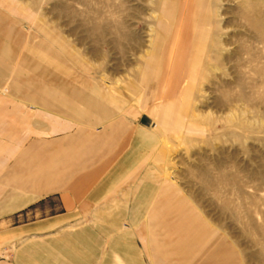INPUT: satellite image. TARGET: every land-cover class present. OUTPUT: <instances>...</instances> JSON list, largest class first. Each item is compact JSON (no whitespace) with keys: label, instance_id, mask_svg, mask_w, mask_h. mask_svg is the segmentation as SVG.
Masks as SVG:
<instances>
[{"label":"rangeland","instance_id":"374dc122","mask_svg":"<svg viewBox=\"0 0 264 264\" xmlns=\"http://www.w3.org/2000/svg\"><path fill=\"white\" fill-rule=\"evenodd\" d=\"M0 9L19 23L23 47L35 38L62 54L69 90L83 84L101 107L159 133L140 178L151 207L179 191L213 230L206 257L221 253L211 264H264V0H0Z\"/></svg>","mask_w":264,"mask_h":264},{"label":"crops","instance_id":"0c3cea01","mask_svg":"<svg viewBox=\"0 0 264 264\" xmlns=\"http://www.w3.org/2000/svg\"><path fill=\"white\" fill-rule=\"evenodd\" d=\"M24 35L0 9V264H211L213 230L185 196L148 204L159 133L69 90L62 54Z\"/></svg>","mask_w":264,"mask_h":264},{"label":"built area","instance_id":"2783aa9c","mask_svg":"<svg viewBox=\"0 0 264 264\" xmlns=\"http://www.w3.org/2000/svg\"><path fill=\"white\" fill-rule=\"evenodd\" d=\"M5 256H6V253L3 252V251H1V252H0V258L5 257Z\"/></svg>","mask_w":264,"mask_h":264},{"label":"bare ground","instance_id":"6f19581e","mask_svg":"<svg viewBox=\"0 0 264 264\" xmlns=\"http://www.w3.org/2000/svg\"><path fill=\"white\" fill-rule=\"evenodd\" d=\"M249 7H251V6H249Z\"/></svg>","mask_w":264,"mask_h":264}]
</instances>
